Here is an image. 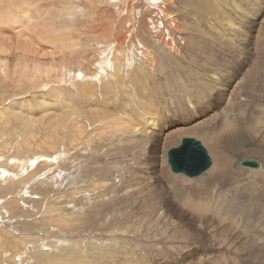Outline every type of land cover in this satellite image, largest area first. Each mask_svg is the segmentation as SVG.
Returning <instances> with one entry per match:
<instances>
[{
    "label": "rangeland",
    "instance_id": "1",
    "mask_svg": "<svg viewBox=\"0 0 264 264\" xmlns=\"http://www.w3.org/2000/svg\"><path fill=\"white\" fill-rule=\"evenodd\" d=\"M252 18L257 47L251 42L246 58L264 61V0H0V264H36L41 239L45 252L58 254L56 264L64 261L61 251L70 249L93 264L98 237L101 254L108 237L120 249L109 259L100 254V264H264V174L251 177L264 172V91L248 94L237 88L229 99H221V91L206 80L224 76L229 64L240 56L243 60L237 42ZM162 34L171 46L157 40ZM18 40L19 46L34 42L31 48L39 47L20 51L14 47ZM261 71L264 79V63ZM191 100L203 108H225V119L237 120L239 129L227 132L223 146L218 145L222 166L239 171L238 184L224 192L230 198L220 195L224 216L208 211L203 218L197 215L195 223L157 218L162 202L150 163L165 156L166 166H158L156 174L161 173L167 191L171 176L180 177L182 182L174 184L182 188L219 162L213 156L215 144L204 142L202 132L183 136L198 138L214 159L204 174L188 177L171 172L167 160L169 149L183 137L157 156L150 140L130 148L116 136L130 131L133 111L138 115L145 114L143 108L174 106L183 114ZM241 136L247 137L246 148L235 145ZM123 137L128 140V134ZM245 158H258L261 168L242 167ZM136 174L150 175V180L135 187ZM96 185L107 194L101 196L99 188H92ZM241 194L249 196L246 201H239ZM126 225L134 232L141 225L142 231L124 236ZM117 226L121 233L115 234ZM25 238L33 243L26 244Z\"/></svg>",
    "mask_w": 264,
    "mask_h": 264
},
{
    "label": "bare ground",
    "instance_id": "2",
    "mask_svg": "<svg viewBox=\"0 0 264 264\" xmlns=\"http://www.w3.org/2000/svg\"><path fill=\"white\" fill-rule=\"evenodd\" d=\"M219 1V0H218ZM223 2V1H222ZM231 2V1H230ZM233 2V1H232ZM234 3V2H233ZM213 4V3H212ZM211 4V5H212ZM225 4H227L225 2ZM230 4V3H229ZM206 5V4H205ZM235 5V4H234ZM233 6V5H232ZM231 6V7H232ZM69 7V6H68ZM224 8V7H223ZM229 8V7H228ZM234 8V7H233ZM236 8V7H235ZM18 9V8H17ZM230 9V8H229ZM239 9V8H238ZM67 10V9H66ZM233 11V10H232ZM228 12V11H227ZM234 12V11H233ZM254 12V11H253ZM70 13V12H69ZM236 14L239 13L238 10L235 12ZM234 14V13H233ZM195 15V14H194ZM246 15V14H245ZM14 17V16H13ZM224 17V16H223ZM237 17V15H236ZM235 17V18H236ZM245 18V17H244ZM25 19H26V16H25ZM29 19H31V17H29ZM193 19V18H192ZM223 19V18H222ZM239 19V18H238ZM246 19V18H245ZM253 19V18H252ZM7 20V19H6ZM28 20V19H27ZM229 20V19H228ZM232 20V19H231ZM234 20V19H233ZM240 20V19H239ZM238 20V21H239ZM21 21V20H20ZM26 21V20H24ZM219 21V20H218ZM226 21V19H225ZM244 21V20H243ZM242 21V22H243ZM27 22V21H26ZM194 22V21H193ZM196 22V21H195ZM233 22V21H232ZM255 22H256V19H253V20H250L249 21V24H244L242 26L243 30L241 29L240 32H243V34H241V36H243V39L240 42H237L238 43V46L240 47L239 49L241 50V52L244 54L243 56V60L240 61V57H238V60H236L231 66L229 64V69L224 72V76H221L220 73L219 74H215L213 76H210L209 78H206V80L209 82V83H212L214 86V88H218V90H220L219 94H220V98L223 99L225 96H227L228 94H230L233 90L235 89H239L240 91L242 90H246V93H248V91L250 92H262L264 91V79H263V76H262V66H263V63L264 61L263 60H260L258 62H255V56L251 59H248L246 58L247 55L251 54V49L248 48V46L250 45V43L252 42L253 44H255L254 46L257 47V40L253 39V32L255 30ZM6 23V22H5ZM227 23H230L229 22H226ZM236 23V22H234ZM16 24V23H15ZM207 24V23H206ZM212 24V23H210ZM75 25V24H74ZM234 25V24H233ZM236 25V24H235ZM231 26V25H230ZM28 28V27H27ZM42 28V27H41ZM233 28V27H232ZM259 28V27H258ZM26 29V28H24ZM74 29V28H73ZM229 29V28H228ZM13 30V29H12ZM69 30V29H68ZM11 31V29H10ZM22 31V30H20ZM58 31V30H57ZM225 31V30H224ZM234 31V30H233ZM232 31V32H233ZM66 32V31H65ZM232 32H230L232 34ZM15 34L17 33V31L14 32ZM20 34V33H19ZM58 34V33H57ZM223 34H227V33H223ZM264 34V33H263ZM18 35V34H17ZM21 35V34H20ZM18 35V36H20ZM23 35V34H22ZM27 35V34H25ZM68 35V34H66ZM235 35V34H234ZM17 36V37H18ZM28 36V35H27ZM56 36V35H54ZM73 36V35H72ZM222 37V36H221ZM227 37V36H226ZM2 38V37H1ZM0 38V39H1ZM57 38V37H56ZM60 38V37H59ZM162 38V39H161ZM230 38V37H229ZM28 39V37L26 38ZM30 39V38H29ZM55 39V38H54ZM67 39V38H65ZM76 39V38H75ZM74 39V40H75ZM232 38H230L229 40H231ZM33 40V39H32ZM57 40V39H56ZM55 40V41H56ZM61 40V39H60ZM68 40V39H67ZM73 40V39H72ZM157 40H161L164 44H166L167 46H171V43H169L166 39V36L164 34H162ZM3 42V40H1ZM8 41V40H7ZM28 42H31V39L30 41L27 40ZM26 41V42H27ZM51 41V40H50ZM15 42V41H14ZM18 42V45H15L18 46H14L15 49L16 48H20V51L23 47V50L27 48V50L29 49V51H31L30 49L34 48V46L31 48V45H33V43H28V44H31L30 47H28L29 45H27L26 47L24 46L25 44L22 43L23 46H19V40L17 41ZM21 42V41H20ZM36 42V41H35ZM230 42V41H229ZM26 43V44H27ZM64 43V42H63ZM70 43V42H69ZM232 43V42H231ZM11 44V42H10ZM75 44V43H74ZM9 45V44H8ZM14 45V43H13ZM56 45V44H55ZM234 45V43H233ZM12 46V45H10ZM38 46V43L35 47ZM212 46V45H211ZM214 46V45H213ZM235 46V45H234ZM252 46V44H251ZM25 47V48H24ZM39 47V46H38ZM65 47V46H64ZM1 48V47H0ZM8 49V52L10 51L9 48ZM12 49V48H11ZM14 49V51H15ZM37 49V48H36ZM34 49V50H36ZM19 50V49H17ZM33 50V49H32ZM41 50V49H40ZM47 50V49H46ZM1 51V49H0ZM25 52H27L26 50H24ZM33 52V51H32ZM32 52H30L32 54ZM35 52H40V51H35ZM42 52V51H41ZM234 52V51H233ZM28 53V52H27ZM43 53V52H42ZM51 53V52H49ZM9 54V53H8ZM34 54V53H33ZM37 56H38V53H36ZM34 54V55H36ZM57 54V53H56ZM235 55L237 53H234ZM5 55V54H4ZM18 55V53H17ZM21 55V53H19V56ZM27 55V54H26ZM40 55V54H39ZM44 55V54H43ZM48 55V54H47ZM51 55V54H50ZM253 55V54H252ZM252 55H250L252 57ZM22 56V55H21ZM29 56V55H28ZM49 56V55H48ZM46 56V53H45V56L44 57H48ZM23 57V56H22ZM25 57V56H24ZM1 56H0V60H1ZM26 58V57H25ZM4 59V58H3ZM24 59V58H23ZM39 59V58H38ZM41 60V59H40ZM4 61V60H3ZM1 61V62H3ZM6 61V60H5ZM123 61V60H122ZM37 62V60L35 61ZM39 62V61H38ZM230 62H233V61H230ZM4 63V62H3ZM40 63V62H39ZM7 65V63H6ZM15 65V64H14ZM18 65V64H17ZM16 65V66H17ZM26 65V64H24ZM27 66V65H26ZM25 66V67H26ZM42 66H44V64L42 63ZM46 66V65H45ZM48 66V65H47ZM251 67L248 71H244V68L247 70V67ZM6 67V66H5ZM21 67V66H20ZM29 67V65H28ZM32 67V66H31ZM1 68V67H0ZM24 69V66L23 68ZM26 69V68H25ZM31 69V68H30ZM10 70V69H8ZM33 70V67L31 69V71ZM36 70V69H35ZM44 70V68H43ZM53 70V69H52ZM51 70V71H52ZM20 71V70H19ZM22 71H25V70H22ZM21 71V73H22ZM38 71V70H37ZM36 71V72H37ZM49 71V73L51 72ZM243 71L245 72L243 74ZM30 72V71H29ZM35 72V71H34ZM46 73V72H45ZM52 73V72H51ZM23 74V73H22ZM243 74V75H242ZM21 75V74H20ZM47 75V74H46ZM241 75H242V78H241ZM23 76V75H22ZM36 76V75H35ZM39 75H37V78H38ZM41 76V75H40ZM21 77V76H20ZM24 77V76H23ZM50 77V76H48ZM206 77V76H205ZM29 78V77H28ZM36 78V77H35ZM51 78V77H50ZM41 79V77H40ZM38 80V79H37ZM43 80V79H42ZM37 82V81H35ZM34 82V83H35ZM39 82V81H38ZM26 84V83H25ZM86 84V83H85ZM83 86V85H82ZM86 86V85H85ZM35 87V86H34ZM37 88V87H36ZM260 88V89H259ZM84 89V88H83ZM182 90V89H181ZM248 90V91H247ZM239 91V92H240ZM55 92V91H54ZM217 92V91H216ZM234 93V92H233ZM245 93V94H246ZM259 93V94H260ZM182 94V93H181ZM244 94V93H243ZM250 94V93H248ZM247 94V95H248ZM252 94V93H251ZM261 95V94H260ZM187 96H192V94H187ZM258 96V94L256 95V97ZM264 93L263 95L261 96V98L264 99ZM229 96H227V99ZM231 97V95H230ZM254 97V95H253ZM219 99V98H218ZM234 99V98H233ZM237 99V98H235ZM258 99V97H257ZM260 99V98H259ZM218 101V100H217ZM235 101V100H234ZM232 102V101H231ZM253 102V101H252ZM263 102V101H262ZM210 103V102H209ZM220 103V101H219ZM236 103V102H235ZM218 104V103H217ZM233 104V103H232ZM202 105V104H200ZM200 105H197V103H195L193 100H191L188 105L186 106L185 110L183 111V114L178 111L174 106H165V107H160V108H154V109H150V108H143V110H145V114H141V113H137L135 111H133L131 113L132 117H133V121L130 122L128 128L130 131L128 132H120V133H117L118 135L116 136H119V138H121L120 140L123 141L122 144L125 143V141L128 143V147L130 145H132V147L130 148H133L135 145H136V142H141L142 144L146 143L148 140H150L153 145L151 147V151L153 152V155L156 153L157 156L160 155L159 153L160 152H165V148L168 147L169 145H175L177 144L180 139L183 137V136H186V135H191L192 133H203V139L205 140L204 142H206L207 144H215L213 145L212 147L215 149L214 150V153H213V156H214V159L215 160H218L219 159V162H216L214 163L215 165L213 166V168L209 171H207L204 176L194 180V181H188L187 183L188 184H184V186L182 188H176L177 187V184H174V183H177L175 181H178L179 183L180 182V177L179 178H173L171 176V182H169V185L170 187H168L169 191H167L165 188H164V182L161 180V173L160 174H156V169L157 167L159 166L160 168H162L161 170H163V168L166 166V161L164 159V157L162 155L158 156V157H155V160L154 162L151 161L150 165L152 168H154V175L152 174L151 178L153 179V184H156V188L159 190V199H161V202H162V205L160 207L161 210H159L157 213V218H169L172 219V218H177V220H180V221H191L193 223H195V220L196 219V216L197 215H200V218H203L204 215H207L208 211H211L213 214H215L216 216H219V215H223V210H220V204L219 203V199H220V195L225 197V196H228V195H225L224 192L227 191L226 189H228V187H234L236 186L237 183V173L239 172H236L232 169H227L226 167H223L222 166V161H220V158L222 159V156L224 155H220L221 153L219 152V150L221 151L220 147L218 146L219 143L222 142V145L223 146V142L225 141L223 138L227 139L226 136H227V132L228 133H232V134H235L238 132V122L237 120H233V121H227L225 119V116L223 114L222 111L223 110H219V108L215 105L213 106L212 104H208V106L206 108H203V105L200 106ZM239 105V104H238ZM254 105V104H253ZM7 106V105H6ZM250 106V105H249ZM205 107V106H204ZM4 108V107H3ZM152 108V107H151ZM244 110V109H243ZM246 110V109H245ZM227 111V110H226ZM251 111V110H250ZM142 112V111H141ZM250 114V112H249ZM140 117H145V119H141ZM17 118V117H15ZM21 120V119H19ZM230 120V119H229ZM217 123V125L213 126V123ZM30 132V131H29ZM126 134H128V140H126L123 136H125ZM246 134L243 133V135ZM196 135V134H195ZM199 135V134H198ZM194 136V135H193ZM115 138V137H114ZM237 140L235 141L236 142V146L239 148V147H243V148H246L244 147L245 144H248L247 142V137L246 136H241V137H236ZM235 138V139H236ZM198 139V138H197ZM234 139V140H235ZM117 140V139H116ZM115 140V141H116ZM125 140V141H124ZM251 140V139H250ZM120 141V143H121ZM229 142V141H227ZM251 142V141H249ZM119 143V141L117 142ZM116 143V144H117ZM119 143V144H120ZM225 143V142H224ZM234 144V142H232ZM254 143V142H252ZM120 144V145H122ZM151 144V143H150ZM250 145V144H249ZM254 146V144H252ZM117 146V145H116ZM211 147V145H208ZM259 146V145H258ZM236 147V148H237ZM251 147V146H250ZM256 147V146H255ZM129 148V149H130ZM226 149V147H223L222 149ZM248 148V146H247ZM253 148V147H251ZM257 148V147H256ZM263 148V147H262ZM258 149V148H257ZM120 150V149H119ZM128 150V149H127ZM240 150V149H239ZM250 150V149H249ZM248 150V151H249ZM260 150V149H259ZM264 150V148H263ZM116 151V150H115ZM131 151V150H130ZM211 151V150H210ZM246 151V150H245ZM252 151V150H250ZM212 152V151H211ZM239 152V151H238ZM253 154V153H252ZM251 154V155H252ZM128 155V154H127ZM212 156V158H213ZM219 156H221L219 158ZM262 156V155H261ZM168 157V156H167ZM226 157V156H225ZM251 157V156H250ZM16 159V158H15ZM212 159V160H214ZM225 159V158H224ZM258 159V158H257ZM227 160V159H226ZM229 160H232V159H229ZM18 161V160H17ZM233 163V162H232ZM12 164V163H11ZM131 164L135 165V164H138V162H132ZM228 164V163H227ZM231 164V163H229ZM227 165L228 167L230 165ZM264 164V163H263ZM226 166V165H224ZM262 166V164H261ZM235 167V166H234ZM237 167V166H236ZM136 168V167H135ZM139 168V167H137ZM142 169V167H140ZM146 168V167H145ZM150 168V167H149ZM230 168V167H229ZM261 168V167H260ZM263 168V167H262ZM238 169V168H237ZM236 169V170H237ZM135 170V169H134ZM264 170V169H263ZM6 171V170H5ZM136 171H139L138 169ZM147 172V171H146ZM172 172V171H171ZM244 172V171H243ZM5 173V172H4ZM7 173V172H6ZM5 173V174H6ZM144 173V172H143ZM149 174V173H148ZM156 174V175H155ZM241 174V173H239ZM238 174V175H239ZM244 174V173H242ZM241 174V175H242ZM260 174H264V172H254L253 174H251L253 180H255L258 175ZM202 175V174H201ZM232 175H233V178H232ZM231 176V177H229ZM243 176V175H242ZM135 177V182H134V185H136L135 187H138L142 182H145L146 183V180H150V175L147 176H139L136 174ZM149 177V178H148ZM176 177V176H175ZM240 177V176H239ZM249 177V176H248ZM140 178V180H139ZM170 178V177H169ZM19 179V178H18ZM151 179V181H152ZM176 179V180H175ZM240 179V178H239ZM243 179V178H241ZM240 179V180H241ZM245 179V178H244ZM251 180V179H250ZM258 180V179H256ZM168 182V181H167ZM241 182V181H240ZM100 183V182H99ZM249 183V182H248ZM247 183V184H248ZM149 184V183H148ZM174 184V185H173ZM183 184V183H182ZM244 184H246V182H244ZM250 184V183H249ZM249 184L247 185L249 187ZM99 185V184H98ZM96 185L94 187H92L93 189H98V193H100V195L102 196L103 194H107L106 191H103V190H107V189H100V187ZM109 186V185H108ZM146 186V185H145ZM254 186V185H253ZM258 186V185H257ZM257 186H255L256 188L252 187V184H251V189H257ZM239 187V186H238ZM235 188V187H234ZM242 189V187H239ZM247 188V187H246ZM259 188V187H258ZM245 190V188H243ZM230 190V188H229ZM238 190V189H237ZM249 190V189H248ZM157 191V190H156ZM231 191V190H230ZM236 191V189H235ZM240 191V190H239ZM243 192V190H241ZM247 191V189H246ZM250 191V190H249ZM253 191V190H252ZM94 192V191H93ZM233 192V190H232ZM248 192V191H247ZM235 193V192H234ZM255 193V192H253ZM258 193V192H257ZM250 194V193H249ZM252 194V193H251ZM230 195V194H229ZM233 195V194H231ZM253 195V194H252ZM212 196V198H211ZM234 196V195H233ZM231 196V197H233ZM237 196V195H235ZM235 196L233 198H235ZM247 196V195H245ZM245 196H240V198L238 197L239 201H241L240 199H242L241 197H244L243 200H245L246 198L248 197H245ZM263 196V195H262ZM229 197V196H228ZM256 197V196H255ZM230 198V197H229ZM100 199V198H99ZM105 199V198H104ZM237 199V198H236ZM255 199V198H254ZM102 200V198H101ZM247 200V199H246ZM245 200V201H246ZM238 204L243 208V206L241 205L242 203L240 202ZM250 201V200H249ZM231 202V201H230ZM229 202V203H230ZM236 202V201H235ZM248 203V202H247ZM251 204V203H250ZM226 205V203H225ZM223 205L226 209V206ZM233 205V204H232ZM244 205H245V202H244ZM99 206V205H98ZM97 207V206H96ZM229 207V205H228ZM227 207V208H228ZM232 207V206H231ZM247 207V206H246ZM159 208V207H158ZM237 208V207H235ZM248 208V207H247ZM250 208V207H249ZM224 209V208H222ZM246 209V208H245ZM230 210V209H229ZM232 210V209H231ZM250 210V209H248ZM225 211V210H224ZM233 211V210H232ZM239 211V210H237ZM235 212V211H234ZM243 212L244 209H243ZM223 213V214H222ZM237 213V212H236ZM247 213V212H246ZM230 214H233L230 212ZM229 214V215H230ZM239 214V212H238ZM227 215V214H226ZM234 215V214H233ZM233 215H230L233 217ZM224 216V215H223ZM241 216V214H240ZM239 216V217H240ZM236 217V215H235ZM250 217V215H249ZM213 219V218H212ZM224 219V218H223ZM240 219V218H239ZM248 219V217H247ZM260 219V218H259ZM84 220V219H83ZM228 220V219H226ZM235 220V219H234ZM237 220V219H236ZM241 220H242V217H241ZM65 221V220H64ZM71 221H77L76 219H71ZM249 221V219H248ZM262 221V220H261ZM264 221V220H263ZM78 222V221H77ZM81 222V221H80ZM143 222V221H142ZM165 222V221H164ZM212 222V221H211ZM234 222V221H233ZM62 223V222H61ZM72 223V222H71ZM132 223V222H131ZM135 223V222H134ZM141 223V222H140ZM201 223V222H200ZM199 223V224H200ZM247 224V222H245ZM250 223V222H249ZM252 223V221H251ZM250 223V224H251ZM256 223V222H255ZM214 224V223H213ZM227 224V223H226ZM249 224V225H250ZM253 224H254V221H253ZM252 224V225H253ZM258 224V222H257ZM114 225V224H113ZM123 225V224H122ZM131 225V224H130ZM251 225V226H252ZM63 226H65V228H69L68 227V222H65V224L63 223ZM132 226V225H131ZM197 226V225H196ZM195 226V227H196ZM205 226V225H204ZM209 226V225H208ZM261 226V225H260ZM121 226H117L116 230H115V234H118L119 232L121 233ZM200 227V226H199ZM202 227V226H201ZM256 227V226H255ZM254 227V228H255ZM258 227V226H257ZM206 228V227H205ZM142 229V226L140 225L139 228H138V231L134 232L132 230L129 229V226H124V230H122V232H125V235L124 236H128V234H133V235H137V234H140L141 233V230ZM223 229V228H222ZM221 229V230H222ZM248 229V228H246ZM252 229V228H251ZM260 229V228H259ZM264 229V228H263ZM209 230V229H208ZM261 230V229H260ZM247 231V230H246ZM263 231V230H262ZM207 232V230H206ZM224 232V231H223ZM251 232V231H250ZM109 233H111V230H109ZM261 233V232H260ZM112 234V233H111ZM114 233L112 235H115ZM209 234V233H208ZM212 234V233H211ZM262 234V233H261ZM258 233V236L261 235ZM210 235V234H209ZM118 236V235H116ZM257 236V237H258ZM249 237V236H248ZM262 237V236H261ZM260 237V239H262ZM264 237V235H263ZM120 238V237H119ZM253 238V237H252ZM39 239V238H38ZM113 237H108V239H104V242L107 244L106 246L104 245L105 247V251L103 252V254L100 253V251L97 249V248H101L102 245H103V240L98 237V240L96 241V244L93 245V249H96L95 252L97 253V257H94L93 259V264H100L103 260L102 258L99 256L100 254L103 256V257H106L107 259L111 258V257H115L116 254H118L120 252V249L118 248V246H116L115 244V240L113 241ZM247 239V237H246ZM250 239V238H249ZM248 239V240H249ZM256 238H253L252 240H254ZM42 240V239H41ZM41 240H39L40 242V247L37 248L36 252L34 251V257L36 259V264H56V256L58 255L56 252L55 254H48L47 252L44 251V247L42 248L41 247ZM27 244V242H32V240H29L25 238L24 240ZM208 241V240H207ZM245 241V240H244ZM209 242V241H208ZM260 242V241H259ZM104 243V244H105ZM171 243V242H170ZM247 243V240L246 242ZM262 243V242H261ZM264 244V243H263ZM73 245V244H72ZM90 245V244H89ZM4 246V245H3ZM212 246V245H211ZM91 247V246H90ZM121 247V246H120ZM246 250V249H245ZM76 251V250H75ZM74 249H70V250H62L61 252H65V256H64V261L61 263V264H88L86 263L83 255L80 253V252H77L75 253ZM61 252H58V253H61ZM255 252V251H254ZM261 252V251H259ZM20 253V252H19ZM80 254L81 256H78V254ZM262 253V252H261ZM262 256V255H261ZM93 257V256H92ZM263 257V256H262ZM259 258V257H258ZM261 258V257H260ZM105 260V259H104ZM188 263V262H187ZM211 264V263H210ZM252 264V263H251ZM262 264V263H261Z\"/></svg>",
    "mask_w": 264,
    "mask_h": 264
},
{
    "label": "water",
    "instance_id": "3",
    "mask_svg": "<svg viewBox=\"0 0 264 264\" xmlns=\"http://www.w3.org/2000/svg\"><path fill=\"white\" fill-rule=\"evenodd\" d=\"M233 115L229 114L228 119ZM168 163L172 172L195 177L205 173L213 165L212 157L206 146L193 137H183L181 144L169 149ZM242 167L259 169L261 162L255 158H245L240 162Z\"/></svg>",
    "mask_w": 264,
    "mask_h": 264
}]
</instances>
